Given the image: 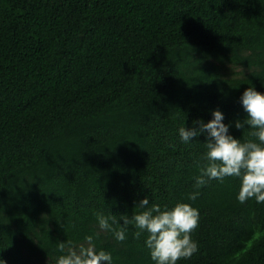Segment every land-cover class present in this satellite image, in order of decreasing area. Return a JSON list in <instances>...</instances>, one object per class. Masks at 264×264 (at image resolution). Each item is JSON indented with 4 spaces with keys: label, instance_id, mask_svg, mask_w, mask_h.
Instances as JSON below:
<instances>
[{
    "label": "trees",
    "instance_id": "trees-1",
    "mask_svg": "<svg viewBox=\"0 0 264 264\" xmlns=\"http://www.w3.org/2000/svg\"><path fill=\"white\" fill-rule=\"evenodd\" d=\"M248 87L264 94V0H0V260L56 264L93 236L112 264H155L147 233L97 221L148 197L199 212L177 264H264V203L237 177L197 189L207 133L179 136L219 110L255 141L235 127Z\"/></svg>",
    "mask_w": 264,
    "mask_h": 264
},
{
    "label": "clouds",
    "instance_id": "clouds-1",
    "mask_svg": "<svg viewBox=\"0 0 264 264\" xmlns=\"http://www.w3.org/2000/svg\"><path fill=\"white\" fill-rule=\"evenodd\" d=\"M240 101L247 117L242 122L236 121L235 127L254 129L250 135L256 138L255 141L241 142L229 135V126L222 123L224 116L219 110L212 112L213 119L207 123L196 121L198 129L181 127L179 136L187 144L200 133H207V152L204 156L207 163L201 167L200 175L195 179L197 189L211 179L223 181L225 177H237L240 179L239 203L253 199L256 203H264V94L248 87ZM198 195L199 192H193L189 199L195 200ZM136 207L144 210L131 217L120 215L122 224L114 215L98 213L99 228L112 232L118 242L126 240L129 225L137 229L134 233L137 239L147 233L144 243L155 264H177L198 252V243L192 239V233L199 226L196 208L178 202L171 209H162L158 204L150 205L148 197L141 199ZM113 225L118 227L114 228ZM85 241L86 244L78 248L71 241L59 242L58 250L66 254L59 256L56 264H112L110 253L97 251L93 236L85 237ZM0 264L5 262L0 260Z\"/></svg>",
    "mask_w": 264,
    "mask_h": 264
}]
</instances>
